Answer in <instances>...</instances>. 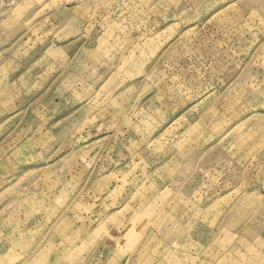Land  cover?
I'll return each instance as SVG.
<instances>
[{
    "label": "rangeland",
    "instance_id": "rangeland-1",
    "mask_svg": "<svg viewBox=\"0 0 264 264\" xmlns=\"http://www.w3.org/2000/svg\"><path fill=\"white\" fill-rule=\"evenodd\" d=\"M0 264H264V0H0Z\"/></svg>",
    "mask_w": 264,
    "mask_h": 264
}]
</instances>
